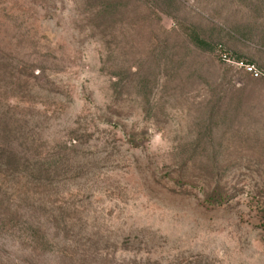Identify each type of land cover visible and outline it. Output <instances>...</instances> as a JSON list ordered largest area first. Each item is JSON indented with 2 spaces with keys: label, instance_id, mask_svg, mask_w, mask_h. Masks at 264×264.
I'll list each match as a JSON object with an SVG mask.
<instances>
[{
  "label": "rangeland",
  "instance_id": "rangeland-1",
  "mask_svg": "<svg viewBox=\"0 0 264 264\" xmlns=\"http://www.w3.org/2000/svg\"><path fill=\"white\" fill-rule=\"evenodd\" d=\"M0 264H264V0H0Z\"/></svg>",
  "mask_w": 264,
  "mask_h": 264
},
{
  "label": "built area",
  "instance_id": "built-area-1",
  "mask_svg": "<svg viewBox=\"0 0 264 264\" xmlns=\"http://www.w3.org/2000/svg\"><path fill=\"white\" fill-rule=\"evenodd\" d=\"M222 59L224 61H230V57L228 56L227 53L222 54ZM248 69H249L250 72H254L255 75H258V73L256 72V70L253 67H248Z\"/></svg>",
  "mask_w": 264,
  "mask_h": 264
}]
</instances>
